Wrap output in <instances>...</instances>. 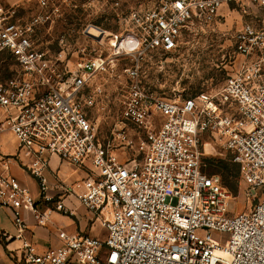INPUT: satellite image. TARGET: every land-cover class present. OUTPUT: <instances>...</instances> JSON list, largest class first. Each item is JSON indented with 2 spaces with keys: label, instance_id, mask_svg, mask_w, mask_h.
<instances>
[{
  "label": "built area",
  "instance_id": "built-area-1",
  "mask_svg": "<svg viewBox=\"0 0 264 264\" xmlns=\"http://www.w3.org/2000/svg\"><path fill=\"white\" fill-rule=\"evenodd\" d=\"M74 2L0 6V57L11 61L0 76V133L9 129L18 141L15 156H1L0 164L17 162L39 187L35 195L0 170V210L10 213L21 236L27 227L23 209L43 225L53 211L75 215L65 203L72 199L106 233L60 232L62 244L43 253L27 245L25 262L264 264V0H156L122 17L124 34L109 38L106 53L70 56L63 41L57 52L43 48L40 32L61 16L63 4ZM232 4L249 17L235 35L237 50L249 60L219 89L168 99L142 84L147 57L181 51L185 37ZM93 38L102 44L107 39L104 32ZM120 60L127 62L121 71L130 82L106 144L95 118L104 91L99 77ZM156 116L163 117L158 126ZM129 129L141 143L136 156L122 159L115 149L126 148ZM216 147L238 165L249 195L259 196L250 211L231 212V191L219 174L205 172L202 158ZM54 157L83 175L51 182L47 170Z\"/></svg>",
  "mask_w": 264,
  "mask_h": 264
},
{
  "label": "rangeland",
  "instance_id": "rangeland-1",
  "mask_svg": "<svg viewBox=\"0 0 264 264\" xmlns=\"http://www.w3.org/2000/svg\"><path fill=\"white\" fill-rule=\"evenodd\" d=\"M155 2L156 0H76L68 5L63 4L61 16L40 32V45L52 52H57L61 49L60 43L63 41L62 45L70 56L72 51H80V56L89 55L92 50L95 51L93 52L95 55L106 53L109 38H118L124 34L125 26L122 17L133 8H147ZM245 3L253 12L257 10L254 4L248 1ZM3 5L5 4L0 3V6ZM25 13L26 10H23L21 15ZM246 20H249V17L242 12L239 5L232 4L228 8H223L216 21L204 28L196 29L192 35L185 37V45L181 51L158 53L147 57L143 65L145 74L142 77V84L154 91L156 95L168 99L186 98L202 91L219 89L228 75L235 71L242 62L249 60V57H245L237 50L235 37ZM256 20L258 22L260 17ZM90 25L96 26L98 33L88 32ZM103 31L107 38L104 44L93 38L99 37ZM3 59V56L0 57L1 77L8 73L11 64L10 60ZM125 63L127 62L120 60L119 64L109 73H104L99 77L104 91L99 98L95 118L99 134L106 144L111 138L112 131L117 127L119 114L127 97V84L130 80L122 75L121 71ZM162 120V116H156L155 126H158ZM128 132L130 141L126 143V148L120 145L115 149L122 159L136 156L141 143L136 132L130 129ZM115 143L118 144V141ZM202 160L205 164V172L219 174L223 184L231 191L230 211L233 213L250 211L259 196L253 198L249 195L248 187L242 182L240 173H238L239 167L232 162L230 155L216 147L208 155L203 156ZM223 161L229 164L226 165ZM75 177L72 175L71 180ZM258 192L262 195L261 189ZM84 211L83 207L78 206L76 218L66 217L72 218L75 222L80 221L81 224V221L86 218L83 216ZM93 224L94 228L89 233L104 237L106 231L102 223L89 220V226ZM216 235L217 238H221L220 233Z\"/></svg>",
  "mask_w": 264,
  "mask_h": 264
},
{
  "label": "crops",
  "instance_id": "crops-1",
  "mask_svg": "<svg viewBox=\"0 0 264 264\" xmlns=\"http://www.w3.org/2000/svg\"><path fill=\"white\" fill-rule=\"evenodd\" d=\"M22 2L23 0H0V3L5 5H14ZM17 148L18 141L15 134L9 129L2 131L0 133V157L15 156ZM0 170L6 174L16 176L35 195L38 194L39 187L37 180L24 171L17 162H11L8 168L0 164ZM72 175L76 176L75 179H78L83 174L71 164L61 162L56 157L51 159L47 170V176L51 182H59L60 180L71 182L73 181L71 180ZM51 193H54V191H51ZM65 203L75 209V215H66L64 213L63 215L61 212L53 211L43 225L37 222L31 211L23 209L22 214L27 222V227L21 236H19V231L12 222L10 213L0 210V264H27L24 259V252L29 248L26 247L27 245L34 252L43 253L51 247L62 244V240L59 237L60 232H65L68 235L77 232H91L94 224L91 227L89 226V220H91L90 213L78 201L66 199ZM78 206L85 209L83 216L86 218L81 221V224L80 221L75 222L72 218L66 217L72 216L76 218ZM38 207L44 210L46 205L39 203ZM63 218H67V220L62 221Z\"/></svg>",
  "mask_w": 264,
  "mask_h": 264
},
{
  "label": "bare ground",
  "instance_id": "bare-ground-1",
  "mask_svg": "<svg viewBox=\"0 0 264 264\" xmlns=\"http://www.w3.org/2000/svg\"><path fill=\"white\" fill-rule=\"evenodd\" d=\"M88 32H90V33H98V28L96 26L90 25L89 28H88ZM102 34L99 37H97V38H100L102 36Z\"/></svg>",
  "mask_w": 264,
  "mask_h": 264
},
{
  "label": "trees",
  "instance_id": "trees-1",
  "mask_svg": "<svg viewBox=\"0 0 264 264\" xmlns=\"http://www.w3.org/2000/svg\"><path fill=\"white\" fill-rule=\"evenodd\" d=\"M226 165H228L229 163H227V162H225V161H223ZM238 173H239V169H238Z\"/></svg>",
  "mask_w": 264,
  "mask_h": 264
}]
</instances>
